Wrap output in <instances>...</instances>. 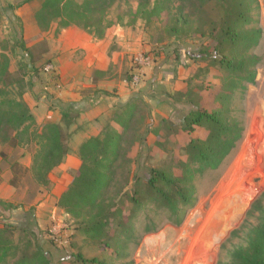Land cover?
<instances>
[{"label":"rangeland","instance_id":"374dc122","mask_svg":"<svg viewBox=\"0 0 264 264\" xmlns=\"http://www.w3.org/2000/svg\"><path fill=\"white\" fill-rule=\"evenodd\" d=\"M43 1L0 0V101L26 105L35 120L18 131L6 129L0 136V229L11 228L10 243L15 245L8 264L21 258L29 242L30 251L39 247L49 264H81L77 255L108 263L111 251L85 235L82 217L75 219L58 206L80 166L78 150L109 129L122 134L106 192V198L122 207V219L129 217V198L134 191L146 189L153 171L179 178L180 164L189 160L190 144L201 145L209 134L192 125L190 115L218 110L225 102L221 93L232 80L219 65L223 53L216 50L217 41L210 37L216 34L225 10L218 0L205 4L194 0L184 8L175 5L150 14L153 2L141 13L139 0H119L97 9L90 18L92 25L102 24L98 34L70 26L105 42L107 72L93 73V77L107 79L110 89L101 91L103 110L93 119H81L68 105L65 110L71 118L65 128L60 105L62 92L67 90L56 69L60 58L56 41L68 28L60 29L57 22L41 26L36 21L35 13ZM255 1L257 6L250 4L255 24L247 26L261 31L258 44L248 51V56L257 60L255 81L237 85L228 98L230 122L239 130V138L215 170L205 169L192 177L190 186L195 192L188 206L181 209L180 220L171 223L163 211L148 214L155 230L138 228L129 256L117 264H229L231 253L246 245L248 233L256 227L264 209V0ZM178 15L185 24L178 21ZM169 60L176 69H184L188 88L172 98L184 100L183 108L174 113L147 87ZM138 69L141 81L133 86L131 79ZM71 85L72 93H86L82 85ZM129 115L128 125L119 128L118 119L125 123ZM47 123L59 124L67 134L70 160L66 176L60 165L67 155L50 172L49 184L44 186L32 166L41 144L39 128ZM15 211L32 218L19 227L11 220ZM144 214L140 210L127 220L132 228L146 223Z\"/></svg>","mask_w":264,"mask_h":264},{"label":"trees","instance_id":"16d2710c","mask_svg":"<svg viewBox=\"0 0 264 264\" xmlns=\"http://www.w3.org/2000/svg\"><path fill=\"white\" fill-rule=\"evenodd\" d=\"M117 1L119 0H83L82 3H78L75 0H44L35 13V19L41 26L57 22L58 27L63 30L70 26H80L88 30L93 29L98 34L102 24L96 22L97 25H92L90 18L97 9L110 6ZM193 1L139 0L137 8L142 13L146 6L153 2V8L149 13L155 14L162 9L170 10L175 5L177 8H184ZM197 1L205 4L209 0ZM218 2H221L225 15L216 34L212 32L210 37L217 41L216 50L223 53V57L218 61L219 65L232 80L226 86L225 92L221 93L225 102L218 110L197 111L190 115V123L207 130L209 134L201 145L194 142L190 144L187 151L189 160L180 164V177L174 178L170 173L153 171L149 175L146 189L134 191L136 194L129 198V217L122 219V207L112 199L106 198L122 134L109 129L103 137L91 138L79 148L80 166L69 189L59 199L58 206L75 219L82 217L85 235L91 241L100 243L107 251H111L108 263L95 258L84 260L81 255H77L76 260L81 264H117L120 260L126 259L129 256V245L134 241L137 229L142 227L144 232L155 230L148 214L163 211L169 214L171 223H177L183 208L188 206L195 192L190 186L193 183L192 177L205 169L215 170L239 138V130L230 122L228 98L237 85H241L242 82L252 84L255 81L254 67L257 60L249 57L248 51L258 44L261 31L257 28L248 30L247 26L255 24L250 4L254 3V6L257 4L255 0ZM181 10L179 9L180 14L183 13ZM2 16L0 11V21ZM180 18L181 15H178V21ZM180 22L182 25L186 23L181 19ZM97 37L99 38V35ZM30 59L32 64L31 56ZM61 118L63 126L65 128L69 126L71 116L67 111L61 112ZM131 118L132 115H129L125 123L118 119L117 126L126 127ZM25 124H35L26 105L11 100L0 101V136L6 129L18 131ZM39 137L41 144L34 155L32 170L45 186L49 184L50 172L62 163L69 152L68 138L63 128L55 123H47L39 128ZM195 166L197 168L193 170ZM184 187L188 188V191ZM147 205L149 207H146ZM140 210L142 215L145 213L147 216L146 223L132 228L127 220L135 218ZM12 234L11 228L7 226L0 229V264H8L12 257V251L15 249V245L10 243ZM27 245V251L14 264H49L39 247L30 251V242ZM229 264H264V209L260 211L256 227L248 233L246 245L231 253Z\"/></svg>","mask_w":264,"mask_h":264},{"label":"crops","instance_id":"0c3cea01","mask_svg":"<svg viewBox=\"0 0 264 264\" xmlns=\"http://www.w3.org/2000/svg\"><path fill=\"white\" fill-rule=\"evenodd\" d=\"M56 44L57 49L60 50V58L57 59L58 66L56 69H58L62 81L66 84L64 87L67 90L62 92L61 95L63 105L60 106L62 110L66 111L65 109L71 104L75 108L72 111L73 114L81 119L95 118L103 110L100 104L101 91L110 89L107 88L109 87L107 79L99 81L93 77V73L103 74L107 72L109 59L105 54V42L93 40L78 28H68L59 35ZM157 72L158 78H154L156 80H152L147 87L151 88L152 94L162 97L165 106L173 113L179 111L184 106V100L176 101L172 98L175 94H181L188 89L187 84L184 82L186 77L184 69L182 67L176 69L169 60L168 63L162 64ZM71 83L82 85V90L86 93H72L70 90ZM150 100L155 101L152 98ZM66 158L65 163L60 165V169L65 173V176L70 156L67 155ZM5 191L11 193V188L6 187ZM4 193L1 192L2 195ZM30 217L32 218V215L23 211H15L12 213L11 220L21 227L26 223L27 218L31 219Z\"/></svg>","mask_w":264,"mask_h":264},{"label":"built area","instance_id":"2783aa9c","mask_svg":"<svg viewBox=\"0 0 264 264\" xmlns=\"http://www.w3.org/2000/svg\"><path fill=\"white\" fill-rule=\"evenodd\" d=\"M139 67H141V64H139ZM141 77H142L141 69L136 70V72L133 74V77L131 79V84L133 86H138L139 82L141 81Z\"/></svg>","mask_w":264,"mask_h":264}]
</instances>
